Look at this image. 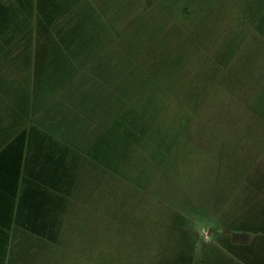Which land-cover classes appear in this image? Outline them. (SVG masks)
I'll use <instances>...</instances> for the list:
<instances>
[{
  "label": "rangeland",
  "instance_id": "374dc122",
  "mask_svg": "<svg viewBox=\"0 0 264 264\" xmlns=\"http://www.w3.org/2000/svg\"><path fill=\"white\" fill-rule=\"evenodd\" d=\"M172 3L107 0L115 74L135 105L149 103L156 142L134 146L123 168L107 137L119 173L76 171L60 240L37 264H165L188 236L199 254L218 242L225 200L263 172L264 38L251 16L264 0Z\"/></svg>",
  "mask_w": 264,
  "mask_h": 264
},
{
  "label": "trees",
  "instance_id": "16d2710c",
  "mask_svg": "<svg viewBox=\"0 0 264 264\" xmlns=\"http://www.w3.org/2000/svg\"><path fill=\"white\" fill-rule=\"evenodd\" d=\"M172 2L173 8L178 0ZM111 11L107 0H0V93L13 101L3 107L10 126L0 130V264H37L60 240L79 168L119 173L113 163L118 143L104 148L108 138L120 140L123 168L134 146L156 142L149 103L135 105L115 74L118 32ZM257 14L251 28L264 38V9ZM164 145L157 142L156 152ZM255 177L221 207L219 222L230 234L199 254L188 236L165 264L264 260L257 240L264 235V170Z\"/></svg>",
  "mask_w": 264,
  "mask_h": 264
},
{
  "label": "crops",
  "instance_id": "0c3cea01",
  "mask_svg": "<svg viewBox=\"0 0 264 264\" xmlns=\"http://www.w3.org/2000/svg\"><path fill=\"white\" fill-rule=\"evenodd\" d=\"M13 105V101L11 99V96L6 93L4 95H2L0 93V130L5 128V127H9L10 126V122H11V117L9 115V113L5 112L3 110V107L7 106V107H12ZM0 137H2V134L0 135ZM4 202H3V198L1 200V211H2V216H4ZM6 215H8V213H6ZM217 216H220V212L217 214ZM215 233H217L219 236L222 234H230V231H228L227 229H224V227H222V225H220V227H217L215 230ZM216 236V235H215ZM218 236V237H219ZM253 237V236H252ZM258 242L264 244V235H259L257 237ZM2 245V250H3V246H4V240H1L0 242V246ZM212 245H217V241H215L214 243H212ZM10 245L8 243V253H7V257L6 260H10ZM0 258L2 260L4 259V253L0 252ZM3 264H9V262L7 261V263H3ZM226 264H264V260H244L243 262L240 260H226Z\"/></svg>",
  "mask_w": 264,
  "mask_h": 264
}]
</instances>
